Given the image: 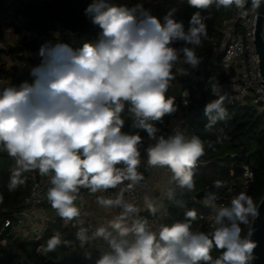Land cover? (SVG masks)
I'll return each mask as SVG.
<instances>
[{"label": "clouds", "instance_id": "obj_1", "mask_svg": "<svg viewBox=\"0 0 264 264\" xmlns=\"http://www.w3.org/2000/svg\"><path fill=\"white\" fill-rule=\"evenodd\" d=\"M247 3L188 0L196 9L213 4L235 6L241 14ZM251 4L252 9H259L264 0H251ZM174 13L170 10L161 22L142 5L116 7L93 0L85 15L101 30L94 42H85L79 49L60 41L41 44V62L30 71L32 83L24 81L0 90V151L16 162L9 191L25 183L23 172L38 170L50 175L47 198L57 214L69 221L80 215L74 203L80 187L96 193L124 180L131 181L129 187L142 180L138 172L142 137L121 131L126 103L134 127L146 130L156 140L146 149L147 165L168 168L179 188L194 189L193 170L205 151L202 140L187 138L179 129L167 138H157L154 124L177 111L174 97L166 96L179 59L174 44L198 46L206 36L199 11L191 16L187 31ZM179 51L187 64L198 66L200 60L193 49ZM208 86L217 98L205 106L209 118L205 130L222 132L216 125L228 118L223 87L215 76L209 77ZM220 139L218 136L217 141ZM221 186L217 181L216 187ZM169 198H173L171 192ZM215 198L214 194L208 196L209 201ZM97 202L123 211L91 237L84 228L76 233L82 244L95 238L107 242L109 250L95 264H251L254 258L251 229L242 235L241 225L249 226L258 211L244 192L235 196L229 207L216 211L211 234L191 230V221L197 219L194 210L184 213L185 221L162 224L154 231L146 219L135 215L138 209L133 204L124 203L122 194L115 199L99 197ZM176 203L186 207L182 201ZM148 208L156 212L150 202ZM60 243L59 234L53 236L46 251H54ZM213 248L221 250L215 260L210 255ZM85 255L91 258V253Z\"/></svg>", "mask_w": 264, "mask_h": 264}, {"label": "built area", "instance_id": "obj_2", "mask_svg": "<svg viewBox=\"0 0 264 264\" xmlns=\"http://www.w3.org/2000/svg\"><path fill=\"white\" fill-rule=\"evenodd\" d=\"M243 12L244 14H241V10L235 6L230 7L228 15L222 19L215 32L202 40L200 45L190 47L200 60L198 66L191 67L185 62L184 54L178 53L179 59L173 69L175 79L166 93V96L174 97L177 111L165 115L162 121L154 122L158 129L157 138L160 136L167 138L177 129L183 131L187 138L197 135L198 117L195 113V103L198 100L195 101L194 97L203 96L204 105L201 107L204 108L207 103L217 98L208 86L209 77L213 76L223 87L224 104L227 109L246 108L254 111L259 117L264 116V89L260 85L263 78L259 55L254 44L258 13L257 9H252L251 0H248ZM29 20L21 11L19 0H0V69L5 68L9 71L17 68L21 71L23 65L20 57L38 55L27 50L28 44L36 43L40 48L45 41L61 42L64 37L70 46L78 42L79 34H73L69 28L61 24H57L54 30L41 34ZM3 32L12 36L8 44L4 43ZM261 36L264 41V14ZM10 47L21 48V52L12 55L9 53ZM8 85V81L0 79V90ZM179 89L181 91L177 96L176 92ZM129 107L130 105L126 103L124 110ZM131 123L133 124V121ZM139 130L142 142L141 165L138 172L143 175V179L131 187H129L131 181L124 180L114 188L96 193H91L86 187H80L74 201L80 209V215L73 220L62 219L48 200L47 192L52 186L50 175H41L38 170L29 171L27 174L29 193L22 204V209L13 213L0 228V262L11 254L21 253L17 248L11 249V243L33 242L39 243L36 248L39 262L30 263L25 257H21V264H24V261L29 264H58L60 257L69 256H72V264H95L100 255L109 250L107 242L102 238H95L82 244L76 233L84 228L91 237L96 229L103 226L100 220L92 219L87 210L99 197L115 199L122 194L124 203L133 204L138 209L135 215L140 219H146L149 228L154 231L158 230L160 225L167 224L171 217L169 202L177 192H185V189L177 186L168 168L147 165L146 149L155 144L156 140L150 138L146 130ZM12 161L15 171V159L12 158ZM207 164L199 159L195 169ZM254 180L255 171L252 165L243 164L238 170L232 168L224 180L219 177L213 184L207 185L199 192L203 193V197L200 200L195 198L202 202L203 208L202 211L196 212L197 219L191 221V230L213 231L216 211L221 207H229L231 200L241 192L249 196ZM217 181L221 182V187H216ZM170 192L173 195L171 199ZM209 194H214L215 200L209 201ZM149 202L156 208L155 213L149 210ZM110 209L114 211V218L123 211L122 207ZM57 234L67 237L66 248L63 250L56 247L51 254L46 251L47 238ZM85 253H91V258H87Z\"/></svg>", "mask_w": 264, "mask_h": 264}, {"label": "trees", "instance_id": "obj_3", "mask_svg": "<svg viewBox=\"0 0 264 264\" xmlns=\"http://www.w3.org/2000/svg\"><path fill=\"white\" fill-rule=\"evenodd\" d=\"M33 1L37 16L43 20V24H37L31 20V25L41 34H46L56 28L57 24H61L65 28L76 26L82 29L76 45L71 46L79 49L85 42H94L98 33L101 31L98 26L92 24L89 17L85 15V9L93 0H19L21 11L26 15L25 2ZM108 6L133 8L136 5H142L144 9L151 12L152 15L158 17L163 22L164 16L170 11L175 10L174 18L182 22L185 31L189 27L191 16L197 11L200 12L206 24V36L201 37V41L211 36L222 19L228 15L229 8L217 7L215 4L208 9H196L188 4V0H104ZM195 45H185L183 42H177L174 47L179 51L183 47H193ZM27 50L32 53H38L39 47L36 43L28 44ZM23 69L20 71L13 68L7 71L5 68L0 69V79L9 82V85H19L21 82L27 81L32 83L33 77L30 75L31 68L39 65L41 57H20ZM8 85V86H9ZM198 100L200 106L204 105L203 96L194 97ZM127 109V108H126ZM123 112L122 119L124 126L122 132L129 134H139V128L134 127L131 122L125 120L127 110ZM228 118L218 122L217 129L222 132L214 131L210 133L205 130V125L209 118L204 112L198 116L197 135L203 143L204 155L199 159L208 163L207 166L194 168L195 187L192 191L177 192L174 198L169 202L171 217L167 224L176 221H185L184 213L188 210L196 211L198 205L196 196L199 192L209 184L222 177L224 180L229 176L232 168L238 170L243 164L252 165L255 171V180L251 186L249 196L257 206L258 202L264 195V116L259 117L251 109L246 108H230L227 109ZM202 116L203 119L201 118ZM221 139L217 141V137ZM211 145V146H210ZM12 158L6 155V152L0 151V228L5 221L11 218L12 214L22 209V204L29 193L28 172L21 175L25 183L18 186L15 190L9 191L8 185L13 174ZM182 201L186 207L179 206L176 201ZM198 212V211H197ZM251 224V223H250ZM242 235H246L250 225H241ZM212 231L205 230L204 233L211 234ZM52 237L47 238V243ZM61 243L60 248H66L67 237L59 235ZM39 243L33 242H15L11 243L10 248H17L21 251L19 254L9 255L1 264H21V257H25L30 263H38L36 256V248ZM51 254L52 252L49 251ZM210 255L213 260L221 255V250L213 248Z\"/></svg>", "mask_w": 264, "mask_h": 264}, {"label": "water", "instance_id": "obj_4", "mask_svg": "<svg viewBox=\"0 0 264 264\" xmlns=\"http://www.w3.org/2000/svg\"><path fill=\"white\" fill-rule=\"evenodd\" d=\"M25 11L27 12L26 18L30 19L31 21L37 24L44 23L43 20L39 16H37L33 1H28L26 3ZM257 13H258V19H257V25L255 31L256 42H254V44L257 50V54L259 55L260 72L263 78V81L260 82V85L264 89V41L261 36L264 4H262L261 7L257 9ZM69 29L73 34H80L82 32L81 28L76 27L74 25L71 26ZM61 42L66 43V37H64ZM20 52H21V48L18 47L9 48V53L12 55L19 54ZM180 91H181L180 89L177 90L176 92L177 96H179ZM204 109L205 108L201 107L199 102L196 101L195 113L197 117L204 112ZM6 155L8 156L7 153ZM202 197H203V193H199L196 196V199L200 200ZM257 211H258V215L254 219H252L250 224V229L252 233L250 239L256 244V247L253 249L254 258L251 261V264H264V195L257 204ZM24 264H29V263L27 261H24ZM58 264H72V256H69L68 258L60 257L58 259Z\"/></svg>", "mask_w": 264, "mask_h": 264}, {"label": "crops", "instance_id": "obj_5", "mask_svg": "<svg viewBox=\"0 0 264 264\" xmlns=\"http://www.w3.org/2000/svg\"><path fill=\"white\" fill-rule=\"evenodd\" d=\"M89 216L92 219L100 220L103 226H107L108 222L114 219V211L110 208H105L98 204V202L88 207Z\"/></svg>", "mask_w": 264, "mask_h": 264}, {"label": "rangeland", "instance_id": "obj_6", "mask_svg": "<svg viewBox=\"0 0 264 264\" xmlns=\"http://www.w3.org/2000/svg\"><path fill=\"white\" fill-rule=\"evenodd\" d=\"M2 38H3V40H4V43L5 44H8L9 42L8 41H10V39L12 38V36L10 35V34H8V33H6V32H3L2 33ZM15 38V36H13V39ZM127 110V112L126 113H124L125 114V120L126 121H128V122H132L133 120H132V117H131V114H130V112H129V108H127L126 109ZM124 112H125V110H124ZM123 115V113H121V116ZM203 117L204 116H202L201 118L203 119ZM200 127H199V125H197V129H199ZM196 202H197V205H198V207L197 208H194V209H197L196 210V212L197 211H202V208H203V206H202V202L201 201H197L196 200ZM57 247H59L60 248V245L59 246H57ZM59 250V249H58Z\"/></svg>", "mask_w": 264, "mask_h": 264}]
</instances>
